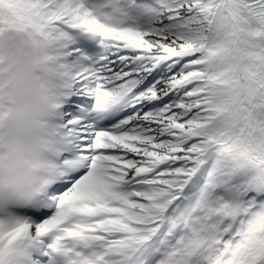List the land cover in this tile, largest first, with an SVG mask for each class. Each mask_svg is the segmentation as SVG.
<instances>
[{
  "label": "snow or ice",
  "instance_id": "obj_1",
  "mask_svg": "<svg viewBox=\"0 0 264 264\" xmlns=\"http://www.w3.org/2000/svg\"><path fill=\"white\" fill-rule=\"evenodd\" d=\"M0 264H264V0H0Z\"/></svg>",
  "mask_w": 264,
  "mask_h": 264
}]
</instances>
